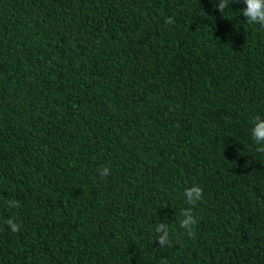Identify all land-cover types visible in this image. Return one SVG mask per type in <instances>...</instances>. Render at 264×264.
Returning a JSON list of instances; mask_svg holds the SVG:
<instances>
[{"label": "trees", "instance_id": "16d2710c", "mask_svg": "<svg viewBox=\"0 0 264 264\" xmlns=\"http://www.w3.org/2000/svg\"><path fill=\"white\" fill-rule=\"evenodd\" d=\"M243 7L0 0V264H264V26Z\"/></svg>", "mask_w": 264, "mask_h": 264}, {"label": "clouds", "instance_id": "9594fccd", "mask_svg": "<svg viewBox=\"0 0 264 264\" xmlns=\"http://www.w3.org/2000/svg\"><path fill=\"white\" fill-rule=\"evenodd\" d=\"M213 4V7L217 9L220 13L225 9L229 8L231 0H209ZM245 7L241 8L242 15L245 17L248 24H259L264 26V0H243ZM167 23H174L171 17L167 18ZM251 137L260 145L257 151L264 153V117L256 116L253 121L251 128ZM109 168L105 167L99 170L101 177H105L109 174ZM184 198L189 205H196L198 201L202 199L203 189L197 185L193 184L190 187L184 189ZM9 207H19V202L15 200H9L7 202ZM182 219L180 220V227L185 230L189 237L193 236V229L197 221L193 215L192 208H185L181 211ZM11 232H19L20 226L14 221V219L9 218L6 221ZM154 240L158 242V245L163 247L170 243V231L169 226L166 223H159L155 227Z\"/></svg>", "mask_w": 264, "mask_h": 264}]
</instances>
